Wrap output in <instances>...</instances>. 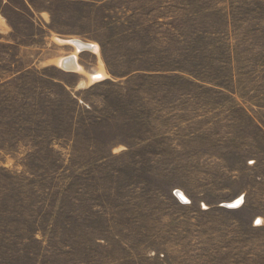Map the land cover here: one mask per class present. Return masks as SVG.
<instances>
[{"label": "rangeland", "instance_id": "obj_1", "mask_svg": "<svg viewBox=\"0 0 264 264\" xmlns=\"http://www.w3.org/2000/svg\"><path fill=\"white\" fill-rule=\"evenodd\" d=\"M0 264H264V0H0Z\"/></svg>", "mask_w": 264, "mask_h": 264}, {"label": "bare ground", "instance_id": "obj_2", "mask_svg": "<svg viewBox=\"0 0 264 264\" xmlns=\"http://www.w3.org/2000/svg\"><path fill=\"white\" fill-rule=\"evenodd\" d=\"M3 22V21H2ZM58 43H60L61 45H69L72 48H74V53H72V55H69V58H59L55 61V64L58 65L60 68H63L64 70L68 71V72H72V73H77V74H84L83 73V69H81L80 65L77 64L76 61V56L77 53H79L80 51H82V49L80 48L81 46H87V48L89 49V51H93L95 53H97V48L96 46H91L90 44H84L80 41L77 40H57ZM94 53V54H95ZM100 62V61H99ZM101 69V67H100ZM71 70V71H70ZM89 82L93 83V81L96 80H100L104 78H107L105 72L100 71L99 73L95 74V75H89Z\"/></svg>", "mask_w": 264, "mask_h": 264}, {"label": "built area", "instance_id": "obj_3", "mask_svg": "<svg viewBox=\"0 0 264 264\" xmlns=\"http://www.w3.org/2000/svg\"><path fill=\"white\" fill-rule=\"evenodd\" d=\"M228 206H229V208H235V207H237V204L236 203H232V204H230Z\"/></svg>", "mask_w": 264, "mask_h": 264}, {"label": "water", "instance_id": "obj_4", "mask_svg": "<svg viewBox=\"0 0 264 264\" xmlns=\"http://www.w3.org/2000/svg\"><path fill=\"white\" fill-rule=\"evenodd\" d=\"M80 48H81L82 50H84V51L89 50V49L87 48V46H81Z\"/></svg>", "mask_w": 264, "mask_h": 264}]
</instances>
